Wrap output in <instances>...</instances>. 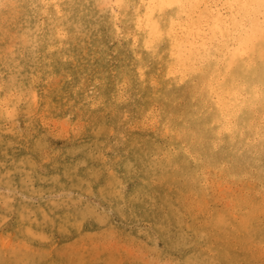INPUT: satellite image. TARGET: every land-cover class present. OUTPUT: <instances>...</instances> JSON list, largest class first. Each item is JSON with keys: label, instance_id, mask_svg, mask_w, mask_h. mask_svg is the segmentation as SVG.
<instances>
[{"label": "rangeland", "instance_id": "obj_1", "mask_svg": "<svg viewBox=\"0 0 264 264\" xmlns=\"http://www.w3.org/2000/svg\"><path fill=\"white\" fill-rule=\"evenodd\" d=\"M39 6H0V264H264V142L168 167L160 123L71 100L94 16L68 47Z\"/></svg>", "mask_w": 264, "mask_h": 264}, {"label": "bare ground", "instance_id": "obj_2", "mask_svg": "<svg viewBox=\"0 0 264 264\" xmlns=\"http://www.w3.org/2000/svg\"><path fill=\"white\" fill-rule=\"evenodd\" d=\"M253 2L36 0L35 12L68 47L82 31L70 15L94 16L85 33L93 86L81 83L72 102L160 123L173 142L163 162L171 168L183 161L199 179L207 154L213 164L227 162L220 150L236 154L264 142V17L243 7Z\"/></svg>", "mask_w": 264, "mask_h": 264}, {"label": "snow or ice", "instance_id": "obj_3", "mask_svg": "<svg viewBox=\"0 0 264 264\" xmlns=\"http://www.w3.org/2000/svg\"><path fill=\"white\" fill-rule=\"evenodd\" d=\"M4 6H7V5H4ZM243 7L258 10L260 16L264 17V0H255V2L251 4H244ZM260 35L264 37V20L261 21Z\"/></svg>", "mask_w": 264, "mask_h": 264}]
</instances>
